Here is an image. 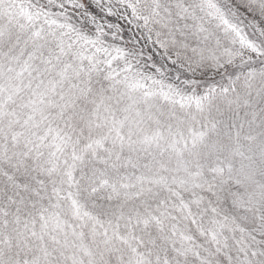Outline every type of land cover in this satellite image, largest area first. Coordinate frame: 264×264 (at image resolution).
Here are the masks:
<instances>
[{
	"label": "snow or ice",
	"instance_id": "snow-or-ice-1",
	"mask_svg": "<svg viewBox=\"0 0 264 264\" xmlns=\"http://www.w3.org/2000/svg\"><path fill=\"white\" fill-rule=\"evenodd\" d=\"M0 264H264V0H0Z\"/></svg>",
	"mask_w": 264,
	"mask_h": 264
}]
</instances>
